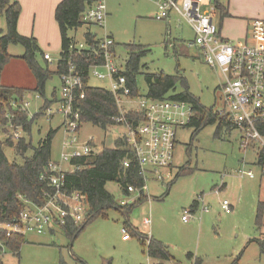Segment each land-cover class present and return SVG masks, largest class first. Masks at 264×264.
Wrapping results in <instances>:
<instances>
[{
    "label": "rangeland",
    "instance_id": "374dc122",
    "mask_svg": "<svg viewBox=\"0 0 264 264\" xmlns=\"http://www.w3.org/2000/svg\"><path fill=\"white\" fill-rule=\"evenodd\" d=\"M105 5L108 15L104 26L91 25L89 30L99 37H112L119 63H126L128 58L125 45L141 46L144 53L139 58L136 75L140 96L146 95L145 74L162 71L184 77L189 91L204 106H213L215 110L222 108L218 87L220 75L201 60L195 47L187 45L193 32L181 16L171 12L169 21L155 19L153 0H105ZM218 17V13L213 17L215 23ZM0 21L4 22V30L0 31L4 32L6 23L3 15H0ZM39 25L36 23L34 30L38 31ZM85 31L86 27L82 26L76 31L70 30L68 35L81 40ZM39 47L51 56L48 67L54 71L59 49L44 48L41 44ZM23 51L20 44L8 46L12 57L0 76V84L26 89L20 104L32 117L39 112L45 100L52 99L54 89L55 96L59 97L61 81L54 73L45 82L44 95L35 92L34 76L20 58ZM88 84L107 87L106 82L94 77ZM182 89L181 82H177L175 92ZM51 107L54 108L55 103ZM60 123L59 115L49 119L42 114L32 124L30 135L22 133L19 128L18 135L36 145L50 129L56 130L51 142V158L57 161L63 137ZM215 127L216 124L206 125L196 134H193L192 127H179L169 167L170 176L159 179L148 174L147 198L129 213L108 209L105 218L89 222L73 239L68 238L60 227H55L53 233L27 232L19 255L7 247L3 248L0 255L3 264H59L61 261L65 264H153L157 260L149 259L145 250L150 237L160 241L178 264H195V259H199L200 264H264V175L255 163L257 145L249 143L244 148L242 133L238 129H223L216 135ZM125 131L122 125L103 130L83 122L79 137L82 140L93 138L97 153L103 147L113 146L115 139L124 138ZM3 138L0 128V140ZM4 153L10 162H22L10 147H4ZM242 166L251 170L254 178L239 175L237 172ZM181 169L184 172L178 175ZM105 187L117 203L124 206L138 196L136 191L130 192L129 197L122 195L115 182H107ZM198 196L204 200L208 211H201L199 203L193 212L188 213V220L183 221L184 211L192 208ZM223 199L232 204L230 213L221 209L220 201ZM145 218L149 220L147 225L143 223ZM131 227L145 236L132 233ZM123 228L130 235L127 241L122 240ZM187 253L193 257L187 258Z\"/></svg>",
    "mask_w": 264,
    "mask_h": 264
},
{
    "label": "built area",
    "instance_id": "2783aa9c",
    "mask_svg": "<svg viewBox=\"0 0 264 264\" xmlns=\"http://www.w3.org/2000/svg\"><path fill=\"white\" fill-rule=\"evenodd\" d=\"M156 5L154 18L157 20L170 19L171 12L178 14L190 26L193 37L187 45L195 47L201 60L214 72L220 75L219 90L221 92L222 108L219 110L242 133L241 142L245 148L254 143L264 150V136L257 129V122L264 120V20L255 18L250 21L249 37L251 43L237 44L222 37L213 17L217 9L213 0H153ZM107 18L105 0H92L83 9L81 20L85 25L103 27ZM69 48L75 53L88 51L95 60L87 66V81L91 77L107 83L108 89L114 96L120 113L121 125L125 127L124 138L132 149L146 188L147 175L159 179L170 176L169 167L172 165L177 129L187 124L193 112L185 101L171 99H152L132 94L125 71L126 63H119L117 55L111 50L113 39L105 35L96 37L92 44L83 38H72ZM43 58L51 62L48 52ZM61 81L59 97L43 110V115L49 119L53 115L61 117L60 126L63 137L58 160H49L46 164L48 185L53 192L42 205L28 203L20 212L17 221L3 224L6 235L26 234L27 232L45 233L54 227L63 225L66 220L81 223L87 211V202L79 192H67L64 188V176L72 170L73 160L87 157L94 150L93 138L82 140L79 137L80 126L83 123L80 113L75 107L77 99H82L83 72L79 66L68 61L66 71L59 74ZM78 97V98H77ZM133 99L136 103L132 104ZM129 103L128 105H126ZM26 103H24V106ZM24 108V107H23ZM25 109V108H24ZM137 113L136 125L126 119L124 113ZM141 116V117H140ZM18 129V128H17ZM18 138V130L13 133ZM127 161L124 165L127 166ZM264 175V167L261 168ZM253 178L250 170L243 166L237 172ZM42 178H46L42 175ZM129 192L134 188L127 187ZM137 192V191H136ZM201 211L207 212L201 196ZM220 207L225 213L232 211L227 199L220 201ZM184 211L182 220H188ZM145 225L149 224L144 219ZM122 239H129L126 230L122 229Z\"/></svg>",
    "mask_w": 264,
    "mask_h": 264
},
{
    "label": "trees",
    "instance_id": "16d2710c",
    "mask_svg": "<svg viewBox=\"0 0 264 264\" xmlns=\"http://www.w3.org/2000/svg\"><path fill=\"white\" fill-rule=\"evenodd\" d=\"M91 2L92 0H61L56 5L54 16L60 33V49L56 68L52 71L48 67L50 62L43 58L44 53L36 38L22 35L17 30L21 9L19 2L0 0V15L4 16L6 23L5 32L0 31V76L4 66L12 57L8 53V46L20 44L24 49L20 58L25 62L35 79L36 84L33 90L43 96L46 80L54 73L59 76L60 73L66 71L70 60L83 72L84 96L82 99H77L75 104L82 122H89L107 130L110 126L121 125L118 120L120 113L115 98L105 87H93L88 84L87 66L95 60V56L88 51L75 53L69 48L74 36H69L68 32L86 26L81 20V13ZM213 3L216 9L222 12V16H228L219 0H213ZM96 37V34L87 30L82 38L92 44ZM125 48L128 51V58L123 74L132 89V94L136 95L138 94L136 75L139 71V58L144 50L141 49V46L131 44L125 45ZM111 50L115 52L114 44L111 46ZM179 81L183 89L175 92L176 84ZM145 82L147 84L145 97L185 101L190 105L193 114L185 126L192 127L193 134L209 124H216V135H219L223 129L230 130L231 127H234L219 110H215L213 106L206 107L201 104L199 99L189 91L184 77L160 71L145 74ZM25 91L26 89L23 87L0 84V128L4 134V138L0 140V255L4 247L19 255L21 244L25 241L24 234L7 236L2 225L17 221L20 212L28 203L42 205L48 195L53 192L52 187L48 185L47 175L49 173L45 168L48 161L52 159L51 142L56 130L50 129L36 145H32L31 140L24 136L15 138L13 133L19 128L22 133L30 135L34 121L42 115L46 107L52 105L57 99L55 89L52 92V99L45 100L39 112L32 117H29L27 111L20 104ZM170 92L172 93L170 94ZM124 114L126 119L132 122V125H136L139 114L131 112ZM256 126L260 134L264 136V120L257 122ZM4 147L12 148L16 156L22 159V162H10L4 153ZM28 152L31 153L28 154ZM125 161L128 163L127 166L124 165ZM256 164L261 168L264 167L263 149L257 150ZM71 166L73 170L64 176V188L67 192H79L84 195L87 211L81 223L75 224L66 220L63 225L59 226L70 239L76 237L89 222L99 217L105 218L106 210L114 208L127 214L147 198L143 189L145 181L140 173L136 157L123 137L115 139L111 147H103L97 153L93 151L87 157L73 160ZM183 172L184 170L181 169L177 174ZM42 175H45L46 178H42ZM107 182H115L124 196L129 195L127 187L131 186L137 191L138 196L132 203L125 206L118 204L113 194L106 189ZM197 202V200L194 201L191 207L195 208ZM131 231L142 237L145 236L143 233H138L134 227H131ZM145 250L149 259L157 260V263L153 264H178L162 243L152 237L148 239ZM192 257L191 253H187V258L191 259ZM200 262L199 259L194 261L195 264H200ZM0 264H3L1 257ZM59 264L65 263L61 261Z\"/></svg>",
    "mask_w": 264,
    "mask_h": 264
},
{
    "label": "crops",
    "instance_id": "0c3cea01",
    "mask_svg": "<svg viewBox=\"0 0 264 264\" xmlns=\"http://www.w3.org/2000/svg\"><path fill=\"white\" fill-rule=\"evenodd\" d=\"M16 1L19 2L21 8L17 23L18 32L25 36L35 37L38 44L39 45L41 44L44 48L60 49V33L58 29V24L55 20L54 12L56 5L61 0H16ZM219 1L224 7L225 9L224 11L228 13V16H222V12L220 10H217L215 13V14L217 13L219 14L217 20L218 22L216 24L218 26L220 35L237 44L251 43V39L249 37L250 21L255 18L264 20V5L262 4V0H219ZM38 22L40 23V25L38 31H36L34 30V25ZM28 23H31V25L28 26ZM85 27L87 31L89 30L90 25H86ZM0 29L4 30L3 21L2 22L0 21ZM90 32L96 34L93 31ZM96 36L98 35L96 34ZM261 42L264 45V38L261 40ZM9 62L4 66V69L9 64ZM93 146L95 150L94 142H93ZM255 148L256 150L259 149L256 146ZM255 155L257 156V154ZM255 163H256V157H255ZM145 191H147V187L145 188ZM127 197H129V195ZM230 205L232 208V204ZM191 209H193L194 211V208ZM54 228L50 229L48 232L53 233ZM129 239H122V240L127 241Z\"/></svg>",
    "mask_w": 264,
    "mask_h": 264
}]
</instances>
